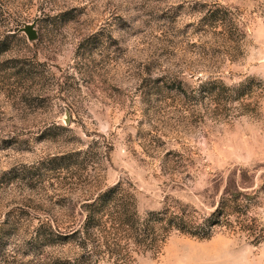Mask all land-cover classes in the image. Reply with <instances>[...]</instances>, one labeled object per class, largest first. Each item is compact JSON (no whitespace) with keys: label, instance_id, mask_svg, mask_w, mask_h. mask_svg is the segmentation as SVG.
Returning a JSON list of instances; mask_svg holds the SVG:
<instances>
[{"label":"rangeland","instance_id":"374dc122","mask_svg":"<svg viewBox=\"0 0 264 264\" xmlns=\"http://www.w3.org/2000/svg\"><path fill=\"white\" fill-rule=\"evenodd\" d=\"M91 145L63 184L41 165ZM237 169L264 229V0H0V264L74 256L50 228L81 226L90 181L211 212ZM138 264H264V238L173 233Z\"/></svg>","mask_w":264,"mask_h":264},{"label":"trees","instance_id":"16d2710c","mask_svg":"<svg viewBox=\"0 0 264 264\" xmlns=\"http://www.w3.org/2000/svg\"><path fill=\"white\" fill-rule=\"evenodd\" d=\"M215 84H206L212 98L217 95ZM92 150L91 145L87 150L55 155L41 165L47 164L48 171L58 173L59 177L52 178L63 184L66 177L61 178L62 174H72L74 168L85 167L94 158L90 154ZM222 181L211 212H201L179 199L166 197L163 209L144 214L138 210L131 186L119 182L104 188L100 180L90 181V189L82 197L85 218L81 226L67 234H56L50 228V244L73 245L77 251L56 264H138L142 256L160 254L173 233L203 241L224 229L244 233L253 244L260 243L264 229L250 217L252 208L247 201L257 194L253 183L247 187L251 181L249 172L237 169Z\"/></svg>","mask_w":264,"mask_h":264},{"label":"water","instance_id":"95a60500","mask_svg":"<svg viewBox=\"0 0 264 264\" xmlns=\"http://www.w3.org/2000/svg\"><path fill=\"white\" fill-rule=\"evenodd\" d=\"M27 36L30 41H35L38 38V33L34 27V25H30L25 29Z\"/></svg>","mask_w":264,"mask_h":264}]
</instances>
